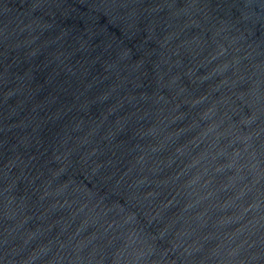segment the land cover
Here are the masks:
<instances>
[{
  "label": "water",
  "instance_id": "95a60500",
  "mask_svg": "<svg viewBox=\"0 0 264 264\" xmlns=\"http://www.w3.org/2000/svg\"><path fill=\"white\" fill-rule=\"evenodd\" d=\"M0 264H264V0H0Z\"/></svg>",
  "mask_w": 264,
  "mask_h": 264
}]
</instances>
